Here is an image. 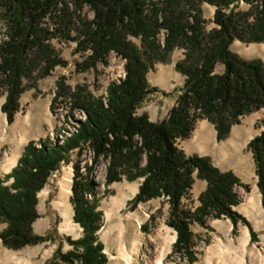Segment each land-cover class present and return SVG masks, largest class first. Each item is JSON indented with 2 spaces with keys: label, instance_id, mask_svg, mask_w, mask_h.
Returning <instances> with one entry per match:
<instances>
[{
  "label": "trees",
  "instance_id": "16d2710c",
  "mask_svg": "<svg viewBox=\"0 0 264 264\" xmlns=\"http://www.w3.org/2000/svg\"><path fill=\"white\" fill-rule=\"evenodd\" d=\"M206 1L217 6L213 27L205 16ZM87 8L94 10V17ZM0 12L8 25L0 42V86L7 90L3 109L10 121L21 108L26 77L33 78L42 68L45 76L57 65L68 64L54 48L53 38L75 40L79 50H89L78 63L83 71L107 61L113 51L127 60L125 77L110 83L106 98L88 85L73 86L66 76L58 81L53 106L64 96L71 110L87 116L64 139L29 141L18 164L5 177L0 175V221L7 222L0 236L7 246L20 249L49 239L34 226L40 217L39 192L73 151L81 156L86 146L95 153L93 163L87 164L86 174L82 160L76 163L72 195L75 219L84 233L68 236L74 248L59 253L64 262L110 264L100 237L104 212L92 180L101 157L109 161L107 191L124 176L144 177L131 200L134 206L157 197L168 199V224L178 232L174 251L189 262L198 258L195 222L209 226L210 218L228 216L235 228L240 221L249 224L236 209L241 202L237 185L245 184L241 176L216 165L210 155L188 154L179 142L191 136L202 118L212 121L218 138L224 139L244 116L264 109V59L244 57L232 48L237 39L264 42V0H0ZM133 36L140 37L144 47ZM178 47L185 48L176 66L186 83L168 116L156 121L138 112L155 89L148 74L157 62L169 61ZM262 123L249 146L264 202V118ZM197 178L207 181L200 204L185 207L183 200ZM88 194H94L92 200ZM252 234L256 240L258 232L252 229Z\"/></svg>",
  "mask_w": 264,
  "mask_h": 264
},
{
  "label": "rangeland",
  "instance_id": "374dc122",
  "mask_svg": "<svg viewBox=\"0 0 264 264\" xmlns=\"http://www.w3.org/2000/svg\"><path fill=\"white\" fill-rule=\"evenodd\" d=\"M205 16L208 21V26L213 27L216 25L214 21L217 6L206 1L203 3ZM86 13L90 17H94V10L87 8ZM8 25L6 17L0 12V42L4 37H6L8 31ZM165 32H162L161 39L165 38ZM133 39L141 46L144 47L143 40L140 37L133 36ZM246 43L248 47H253L252 50L242 48L238 44ZM53 46L56 51L64 59L68 60L67 65H57L48 75H41V70L36 72L33 78L26 77V90L21 97V108L16 112L14 120L10 121L7 113L3 109V104L7 99V90L5 87L0 86V125L1 119L3 118V113H6L7 118L10 122V131H12V138L9 139L7 136H1L0 139V175L6 176L16 165L12 168L4 169L2 165L8 154H11L13 144L15 140L14 135L21 136V129L18 125L15 126L16 121L20 117L28 116L29 119L34 120L39 125V130L37 133L31 137H28L21 149V155L25 149L26 144L35 140L37 143L40 139H45L51 137L53 140L60 137L63 138L66 135H70L76 127L81 123L83 119L86 118L87 114L80 110H71V102L67 97L62 96L57 102L55 107L53 106V99L57 91L58 81L66 76L68 83L73 86L79 84L88 85L90 90L97 95H101L106 98L108 86L114 80L120 81L125 77L127 73L126 69V59L119 55L116 51H113L109 56L108 60L100 62L97 67H92L89 70L83 71L79 69L78 63L84 61L89 54V50H79L77 46V41L66 40L60 37H55L52 40ZM232 48L240 53L242 56L247 58L261 57L264 59V42H248L241 39H237L233 42ZM185 56V48L178 47L172 54L171 59L166 62H157L150 70L148 77L151 85L155 89L148 95V97L141 103L138 108L139 113H148L153 120L159 121L164 119L170 113L172 107L178 101V94L186 83V75L177 69V62ZM224 67H220L222 70ZM72 111V113H71ZM263 118L264 109H260L251 114H248L242 118L240 122L235 124L232 128L230 135L227 138L219 139L217 135V129L215 124L207 118H202L198 121L195 130L205 122L210 126L213 131V135L216 136L219 142L226 141L229 142L230 139L235 141L236 137H243V139L248 136L250 140L263 129ZM14 126V127H13ZM191 136L181 139L179 144L185 149L188 154L200 153L205 155H210L216 165L220 166L222 169H233L242 178L243 183L237 185V190L239 192L241 202L236 206V209L242 212L248 219V222L240 221L237 228L233 223V220L228 217L210 218L208 220L209 226H204L198 222L193 224V228L196 232V250L198 251V258L195 262H189L185 255L181 252L174 251V244L172 250L168 253L164 264H197L201 263L204 258L209 253L210 246L218 241L219 238L226 242H229V238L233 237L239 241L240 238L244 236V232L247 228L251 232V245L250 247L258 246L264 251V224L258 226L255 220L246 213L244 209L245 204L253 196L254 191L257 189L259 176L257 173V164L254 156L253 150L249 146H240L241 143H226L228 150L221 151L220 143H216L212 148L208 150H202L199 146H193L189 141L195 135L194 132ZM239 139V140H240ZM20 155V157H21ZM94 151L92 148L86 146L84 154L79 156L76 151H73L69 161H64L59 169H57L49 178L47 185L39 192V211L40 217L35 221V230L43 235H48L49 239L41 241L36 244H29L20 249L21 250L28 246H35L43 244L46 249H52L51 254L45 260L44 264H69L64 262L59 253L66 252L72 248L74 245L68 241V236L73 238H78L83 235L84 228L80 224L78 228V234H69L61 230V222L63 216L61 211L53 205V199L58 193V180L52 181V177L55 174H60L65 168H72L73 170V184L76 175L75 165L79 160H82L83 164V174H86L87 164L93 163ZM235 156L239 159L235 160ZM19 157V159H20ZM80 157V158H79ZM19 161V160H18ZM108 164L109 161L101 157V159L96 163L95 169L92 173V180L95 184L97 197L100 199L99 209H102L103 214V225L100 229V237L105 243V251L109 254L110 264H126V260L120 257L121 244L115 242L114 236L119 232L118 228L113 230L114 236H108L110 226V219L108 214V209L106 203L110 206L114 204L113 198L119 195L120 189L123 188L124 192L132 193V196L128 199V204L122 209L124 214H133L131 221V236L130 242L127 243L129 248H132V239L138 234V244L136 248V253L134 255L133 264H155L157 257L160 256L161 250L163 249L164 243L166 241V236L177 235V230L168 224L169 217L171 215V207L168 199L166 197H157L143 201L139 205L134 206L132 199L138 192L140 188L142 178L136 180H129L127 176L123 179L115 181L109 185L110 191H107V174H108ZM14 178L9 180L12 182ZM247 185V186H246ZM207 181L197 178L194 187L191 190V194L186 196L183 200V206L195 208L200 204L199 196L201 192L206 188ZM49 187V189H48ZM134 190V188H136ZM48 189L49 194L44 195V191ZM258 192L261 193L262 204L263 193L259 186ZM73 195V193H72ZM71 195V196H72ZM94 194H88L89 199H93ZM73 202V200H72ZM113 202V203H112ZM250 202V201H249ZM252 206L258 209V204L256 202H251ZM73 207L74 202H73ZM118 209L117 206L114 210ZM259 211V209H258ZM261 220H264V210H261ZM75 217V212H74ZM42 219H48L49 222L46 225L43 221L38 225V222ZM141 219V220H139ZM76 220V219H75ZM143 225H145L143 227ZM228 225V226H226ZM7 226V222L0 221V231ZM227 228H226V227ZM252 229L258 232V237L253 240ZM132 236H134L132 238ZM52 237V238H51ZM154 238V240L152 239ZM0 241L5 248L13 249L7 246L2 237L0 236ZM217 258V257H216ZM36 259V257H35ZM222 261L217 259L216 263L221 264ZM250 264V261L249 263Z\"/></svg>",
  "mask_w": 264,
  "mask_h": 264
},
{
  "label": "bare ground",
  "instance_id": "6f19581e",
  "mask_svg": "<svg viewBox=\"0 0 264 264\" xmlns=\"http://www.w3.org/2000/svg\"><path fill=\"white\" fill-rule=\"evenodd\" d=\"M238 44L241 45L242 48L252 50L253 47H248L246 43H241L238 41ZM3 118L1 119L0 125V139L7 136L9 139L12 138V131H10V122L7 118L6 113L3 112ZM18 125L21 129V136L19 134L17 136L14 135L13 139L15 143L12 147L11 154H8L4 160L2 168H12L15 165L19 157L21 155V149L25 144V141L28 137H31L37 133L39 130V125L36 121L29 119L28 116L20 117L15 123V126ZM14 127V126H13ZM194 136L191 138L189 143L193 146H199L202 150H208L213 147L216 143H220V150L225 151L228 150L226 147V143H243L240 146H247L249 139L248 136L243 139V137L238 139L236 137L233 142L232 139L229 142L222 141L219 142L216 136L213 135V131L210 129V126L203 122L194 132ZM238 157L235 156V160L238 161ZM56 176L52 177V181L58 180V193L53 199V205L61 211L63 216V220L61 222V230L69 233V234H78V228L80 226L79 223L76 222L74 217L75 209L73 207L72 202V193H73V170L72 168H65L60 174H55ZM49 189V187H48ZM46 189L44 191V195H48L50 191ZM134 188V190H136ZM259 186L257 185V189L254 191L253 196L245 204L244 209L247 214H249L256 222L258 226H262L264 224V220H261V210H264V205L262 204L261 193L258 192ZM132 196V193L124 192V189H120L119 195L113 198L115 202L110 206L106 203V207L108 209L110 226L108 236L113 234V230L115 228L119 229V232L116 236H114L115 242H119L121 244L120 257L126 260V264L134 263V255L136 253V248L138 244V234L132 236V248H129L127 243L130 242L131 236V225H132V215L124 214L122 209L125 208L128 204V199ZM251 202H256L258 204V209L255 206L251 205ZM113 203V202H112ZM117 206L118 209L114 210V207ZM141 220V219H139ZM44 222L46 225L48 224V219H42L38 222V225L41 222ZM228 226V225H226ZM225 226V227H226ZM227 228V227H226ZM154 240V238H152ZM229 242L224 241L219 238L218 241L214 242L210 248L209 253L204 258L201 263L197 264H217L216 261L219 259L221 264H264V251L258 246L250 247L251 245V232L250 229L247 228L244 232V236L238 240L231 237L229 238ZM177 240V235H168L166 236V241L164 243L163 249L161 250L160 256L157 257L155 264H164L166 256L172 250L173 243ZM52 249H46L43 244L28 246L21 250H14L5 248L0 241V264H44L45 260L51 254ZM36 257V259H35ZM217 257V258H216Z\"/></svg>",
  "mask_w": 264,
  "mask_h": 264
},
{
  "label": "water",
  "instance_id": "95a60500",
  "mask_svg": "<svg viewBox=\"0 0 264 264\" xmlns=\"http://www.w3.org/2000/svg\"><path fill=\"white\" fill-rule=\"evenodd\" d=\"M139 191V190H138Z\"/></svg>",
  "mask_w": 264,
  "mask_h": 264
}]
</instances>
